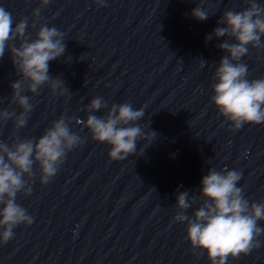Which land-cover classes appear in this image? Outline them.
I'll return each instance as SVG.
<instances>
[{
    "label": "clouds",
    "instance_id": "obj_1",
    "mask_svg": "<svg viewBox=\"0 0 264 264\" xmlns=\"http://www.w3.org/2000/svg\"><path fill=\"white\" fill-rule=\"evenodd\" d=\"M39 2L40 7L31 13V24L28 17L16 22L12 13L0 6V58L7 49L20 77L10 86L9 107L0 110V128L9 121L13 125L8 139H0V244L3 245L14 238L16 228L33 223L34 217L17 202V196L31 194L36 172L39 183L47 185L58 174L67 154L85 143L84 138L71 130V121L64 115L53 121L39 138L16 135L27 125L35 107L33 97L45 86L58 95L69 93L62 78L49 74V62L66 52L65 33L43 21L42 8L50 0ZM95 2L98 7L106 6L105 0ZM246 4L239 11H224L217 21L223 26L205 37L206 42L213 37L227 38L218 45L226 54L218 64L213 63L217 66L210 102L234 129L245 124H264V77L250 79L248 66L241 62L249 46L264 48L261 39L264 5L257 0H246ZM191 15L199 21L210 16L199 4ZM38 25L32 38L28 29H37ZM200 61L201 66L207 64L203 59ZM12 105L18 106L19 114L10 110ZM102 109H107L104 115L94 114ZM80 110L88 115L86 120L77 118V123L88 130L92 140L110 145L111 160L135 155L139 141L146 142L142 155L158 136L154 130L144 131V126L138 123L145 115L144 109H135L131 103H114L109 107L102 97H95ZM241 177L240 171L228 170L227 166L219 171L209 168L201 180L199 196L195 193L190 196L189 191L176 196L173 223L186 225V241L193 251L200 250L199 255L206 253L210 264H228L229 257L238 259L260 247L258 237L264 235V228L258 222L264 221V201L252 202L245 197L243 188L237 186ZM194 206L197 207L189 215L188 210Z\"/></svg>",
    "mask_w": 264,
    "mask_h": 264
}]
</instances>
